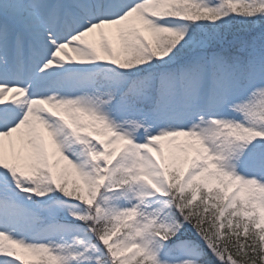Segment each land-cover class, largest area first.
<instances>
[{"label":"snow or ice","instance_id":"1","mask_svg":"<svg viewBox=\"0 0 264 264\" xmlns=\"http://www.w3.org/2000/svg\"><path fill=\"white\" fill-rule=\"evenodd\" d=\"M0 264H264V0H0Z\"/></svg>","mask_w":264,"mask_h":264}]
</instances>
